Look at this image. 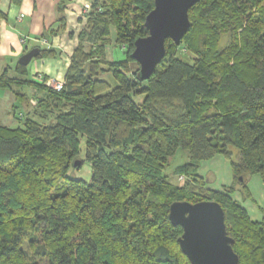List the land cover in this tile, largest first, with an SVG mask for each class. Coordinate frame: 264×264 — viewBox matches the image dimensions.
I'll return each instance as SVG.
<instances>
[{"label": "trees", "instance_id": "16d2710c", "mask_svg": "<svg viewBox=\"0 0 264 264\" xmlns=\"http://www.w3.org/2000/svg\"><path fill=\"white\" fill-rule=\"evenodd\" d=\"M90 2L60 90L28 66L0 74L20 100L25 86L40 94L20 126L0 122V264H191L169 219L177 201L219 203L239 264H264V216L199 172L221 156L248 199L246 177L264 185V0H200L148 80L132 53L155 0ZM65 5L53 35L66 31ZM112 29L123 60L108 59ZM39 48L37 59L61 55Z\"/></svg>", "mask_w": 264, "mask_h": 264}, {"label": "water", "instance_id": "95a60500", "mask_svg": "<svg viewBox=\"0 0 264 264\" xmlns=\"http://www.w3.org/2000/svg\"><path fill=\"white\" fill-rule=\"evenodd\" d=\"M199 1L155 0L154 9L145 19L149 34L135 41L132 53L140 66L141 80H148L164 60L168 40L179 45L187 35L191 28L189 11ZM40 53L39 47L33 48L21 56L18 64L27 67ZM169 219L183 229L178 242L191 264H239L234 240L227 232L225 211L219 203L177 201L169 208Z\"/></svg>", "mask_w": 264, "mask_h": 264}, {"label": "crops", "instance_id": "0c3cea01", "mask_svg": "<svg viewBox=\"0 0 264 264\" xmlns=\"http://www.w3.org/2000/svg\"><path fill=\"white\" fill-rule=\"evenodd\" d=\"M65 1L66 31L53 35L51 31L58 28L56 7L59 0H0V74L6 70L14 74L21 56L33 48H55L61 51V55L58 58L35 60L31 68L28 66V78L38 80L40 76L44 80V77H48L47 83L52 85L64 82L71 56L77 46L80 31L77 33L76 30L83 27L84 15L91 4L90 0ZM23 90L24 88L22 92ZM24 94L28 99L20 100L10 89L0 87L1 123L12 128L21 125L25 115L30 112L27 111L30 93ZM34 102L33 100L32 103ZM199 172L204 177L201 169Z\"/></svg>", "mask_w": 264, "mask_h": 264}, {"label": "rangeland", "instance_id": "374dc122", "mask_svg": "<svg viewBox=\"0 0 264 264\" xmlns=\"http://www.w3.org/2000/svg\"><path fill=\"white\" fill-rule=\"evenodd\" d=\"M78 29V28H77ZM80 30H76L78 33ZM226 44V43H225ZM108 58L109 60H112L113 57L116 60H123L124 59V54L123 51L120 48L115 47V30L112 29V36H111V43L108 47ZM183 52V49L181 50ZM37 59H34L31 64L29 65V68L32 67L34 61ZM28 68V69H29ZM133 68H136V65H133ZM31 74V73H30ZM22 91V89H20ZM24 92L23 93H30V106L27 105L28 109L27 111H30V113L35 109L36 106V98L40 96L36 95V89L34 87H24ZM34 98V99H33ZM35 101L34 104L32 101ZM236 151V150H234ZM219 156V158H215L213 160L205 161L202 166V174L204 177L208 180V186L211 189L214 190H222L224 187H229L232 184L236 185L237 192L234 195V199L239 200L242 202L243 206L247 208L249 213L251 214L250 216L252 218L258 219V221L262 220L264 213H263V208H264V185L262 183V180L259 176H248L246 177V185L248 190L251 191L253 200L248 199L243 192L244 187L234 179V176L232 174L231 170V164L228 160H225L224 157ZM188 156L187 153L183 151H178V154L176 155V158L173 160L171 163L170 169L167 170V173L171 177V181L175 185H182L183 180L180 179L182 176H177L174 174V170L178 165L184 164L187 162ZM219 159V160H218ZM210 168V169H209ZM78 176L89 180L90 179V168L89 165H84L81 172L78 173ZM220 176V178H219ZM232 183V184H231ZM253 219V220H255Z\"/></svg>", "mask_w": 264, "mask_h": 264}, {"label": "built area", "instance_id": "2783aa9c", "mask_svg": "<svg viewBox=\"0 0 264 264\" xmlns=\"http://www.w3.org/2000/svg\"><path fill=\"white\" fill-rule=\"evenodd\" d=\"M37 79H38V81H42V80H43L40 76H38ZM47 84L50 85V86H53L54 89H56V90H60V89L62 88V84H63V83H57V84H54V85H52V84H50V83H47ZM180 179H181V180H184L183 177H180Z\"/></svg>", "mask_w": 264, "mask_h": 264}]
</instances>
